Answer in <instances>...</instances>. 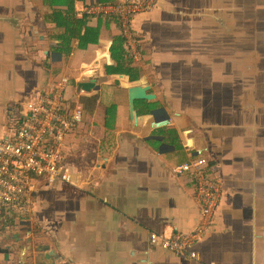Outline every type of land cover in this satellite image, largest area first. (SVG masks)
<instances>
[{"label":"crops","instance_id":"obj_1","mask_svg":"<svg viewBox=\"0 0 264 264\" xmlns=\"http://www.w3.org/2000/svg\"><path fill=\"white\" fill-rule=\"evenodd\" d=\"M116 1L0 0V137L60 80L62 104L84 110L58 147L81 185L30 175L29 210L0 212V264H264V0H157L128 18L132 48L118 16L78 11ZM100 39L112 40V65ZM79 67L96 70L90 91L70 72ZM140 83L154 97L135 101L136 113L169 126L130 122L127 88ZM114 92L107 120L102 101ZM174 118L189 124L192 148ZM198 156L222 192L191 260L149 247L148 236L198 225L191 177L172 171Z\"/></svg>","mask_w":264,"mask_h":264},{"label":"built area","instance_id":"obj_2","mask_svg":"<svg viewBox=\"0 0 264 264\" xmlns=\"http://www.w3.org/2000/svg\"><path fill=\"white\" fill-rule=\"evenodd\" d=\"M157 0H118L107 4L93 3L78 8L83 14L116 15L121 19L123 35L129 47L136 41L127 31L129 17L152 9ZM77 6V5H76ZM66 83L57 81L35 100L23 103V116L11 137H0V212L11 206L29 210L31 197L30 175L44 176L50 182H63L79 187L80 175L60 166V147L68 131L84 116L82 107L68 108L62 104ZM49 142L50 146L43 147ZM52 145V147H51ZM207 160L202 156L177 163L172 171L177 175H189L195 196L200 204L198 225L189 231L150 232L148 246L175 255L198 259L193 248L213 221L214 212L222 192L221 181L206 170ZM209 264H215L210 261Z\"/></svg>","mask_w":264,"mask_h":264},{"label":"water","instance_id":"obj_3","mask_svg":"<svg viewBox=\"0 0 264 264\" xmlns=\"http://www.w3.org/2000/svg\"><path fill=\"white\" fill-rule=\"evenodd\" d=\"M112 44V40L110 39H100L99 45L104 46L106 48V54L103 55V59H105L106 63L109 65L113 64V60L110 56L109 48ZM72 76L75 79H79L77 82V87L79 89H82L84 91H90L94 85H95V73L96 70H87L79 67V68H72L70 70ZM149 85L147 84H135L131 85L127 88V98H128V117L130 122H132L134 125H137L138 123H143L144 121H149L150 127L152 129L160 128L169 126L171 124V118H164L161 120H152L151 119V113L150 114H137L135 110V101L137 100H151L154 97L153 93L148 92ZM172 122L176 126V129L180 135V138L184 142V144L192 148L193 147V137L189 134L191 133V130L188 126L189 124H181L178 122L177 119H173ZM97 125V124H96ZM103 126L97 125V131L96 136L102 137L103 135Z\"/></svg>","mask_w":264,"mask_h":264},{"label":"trees","instance_id":"obj_4","mask_svg":"<svg viewBox=\"0 0 264 264\" xmlns=\"http://www.w3.org/2000/svg\"><path fill=\"white\" fill-rule=\"evenodd\" d=\"M71 8L72 7H68V9H67V14H69V10H71ZM55 11H58V10H55ZM56 13V12H55ZM55 23L58 25V24H60V21L55 17ZM77 23L78 24H81L82 23V21L81 20H77ZM70 25V24H69ZM68 25V26H69ZM67 26V27H68ZM72 35H73V33H69L68 32V34H67V37H69V39L70 38H72ZM125 62V60L124 61H119V63H124ZM107 89V88H106ZM102 103H103V108H104V117L108 120V119H111V120H113L114 119V115H115V110H116V105H115V92L114 93H111V94H109V96L107 97V98H103V101H102ZM106 123V122H105Z\"/></svg>","mask_w":264,"mask_h":264},{"label":"flooded vegetation","instance_id":"obj_5","mask_svg":"<svg viewBox=\"0 0 264 264\" xmlns=\"http://www.w3.org/2000/svg\"><path fill=\"white\" fill-rule=\"evenodd\" d=\"M260 52H262V54L260 56L258 55L259 56L258 58L262 59V57H264V52L263 51ZM259 93L264 97V87H262V89L259 90Z\"/></svg>","mask_w":264,"mask_h":264},{"label":"rangeland","instance_id":"obj_6","mask_svg":"<svg viewBox=\"0 0 264 264\" xmlns=\"http://www.w3.org/2000/svg\"><path fill=\"white\" fill-rule=\"evenodd\" d=\"M259 42H260V39H259ZM258 41H257V43H259ZM258 49V48H257ZM257 54V55H256ZM256 54H255V56H257V58H258V55L260 56L261 54H262V52H260V51H256Z\"/></svg>","mask_w":264,"mask_h":264}]
</instances>
